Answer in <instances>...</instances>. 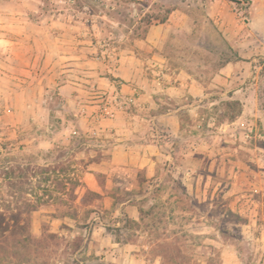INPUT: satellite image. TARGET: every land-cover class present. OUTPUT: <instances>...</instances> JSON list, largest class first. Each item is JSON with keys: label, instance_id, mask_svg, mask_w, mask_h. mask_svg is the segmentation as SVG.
Returning a JSON list of instances; mask_svg holds the SVG:
<instances>
[{"label": "rangeland", "instance_id": "1", "mask_svg": "<svg viewBox=\"0 0 264 264\" xmlns=\"http://www.w3.org/2000/svg\"><path fill=\"white\" fill-rule=\"evenodd\" d=\"M173 11L171 59L205 80L222 67V85L206 89L196 116L184 113L153 177H107L84 106L134 112L111 92L112 74L124 62L154 66L157 49L142 40ZM252 16L263 28L264 0H0V205L36 206L27 264H264V65L251 62L259 51L235 50L236 40L251 47Z\"/></svg>", "mask_w": 264, "mask_h": 264}, {"label": "crops", "instance_id": "2", "mask_svg": "<svg viewBox=\"0 0 264 264\" xmlns=\"http://www.w3.org/2000/svg\"><path fill=\"white\" fill-rule=\"evenodd\" d=\"M179 11H173L166 21L151 26L142 40L147 46H154L157 49L150 63L154 66H116L112 77L118 80L119 87L111 85V92L114 89L116 94L123 93L124 99L133 100L134 112H128L120 106L111 108L112 114L103 117L96 112L97 106L88 104L84 106L86 115L82 116L85 124L83 133L90 136L100 137L98 146L100 151L107 156L102 158L96 165L100 167L101 173L107 177H127L133 178V170L139 169L146 172L147 177H153L156 166L167 159L165 150L167 147L177 143L182 133L181 117L184 113L194 117L201 106L203 99L208 95L206 89L210 86L222 85V67L211 79L205 80L204 77L193 73L188 67H182L184 61L178 59V65L171 59L167 49L170 32L175 36V20ZM256 17L252 16L247 20L251 36L254 41L251 47L244 44V41L236 40L235 50L238 55L246 53V49L259 51L251 62L257 58H262V62L253 66L264 65V27L261 28ZM180 27L182 28L181 24ZM239 33V30H236ZM180 32V31H179ZM175 38V37H174ZM172 38L171 40H174ZM204 40V34H202ZM198 40V39H197ZM197 40L188 45L204 55L209 53L208 46L204 42L199 45ZM0 41H5L0 38ZM208 43V41H207ZM254 47V48H253ZM246 48V49H245ZM187 60V66H197L198 61ZM204 66V63H202ZM224 66H245L240 60L233 63H225ZM154 76L150 77L149 73ZM226 70V68L224 69ZM18 80H21L17 76ZM138 88V91H137ZM135 93V96H133ZM240 102H248L252 97L237 98ZM92 103V102H91ZM244 114L238 117L243 119ZM150 125H156L155 129ZM94 189V185H90Z\"/></svg>", "mask_w": 264, "mask_h": 264}, {"label": "trees", "instance_id": "3", "mask_svg": "<svg viewBox=\"0 0 264 264\" xmlns=\"http://www.w3.org/2000/svg\"><path fill=\"white\" fill-rule=\"evenodd\" d=\"M237 115H231L229 120L233 121ZM3 175L8 179V188H13L16 182L12 179L17 178L15 171L8 169ZM84 196L99 197L97 193L89 190H86ZM82 201L86 203L85 198ZM35 209L36 206L25 199H16L6 205H0V264H5V261L12 257H17L20 264H27L28 245L34 241L30 233V214ZM17 246L21 248L19 254L15 252Z\"/></svg>", "mask_w": 264, "mask_h": 264}]
</instances>
